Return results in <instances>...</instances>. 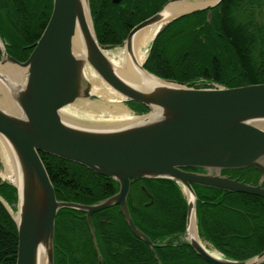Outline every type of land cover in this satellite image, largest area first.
<instances>
[{"label":"water","instance_id":"obj_1","mask_svg":"<svg viewBox=\"0 0 264 264\" xmlns=\"http://www.w3.org/2000/svg\"><path fill=\"white\" fill-rule=\"evenodd\" d=\"M84 1L86 9L80 0L52 1L49 21L24 62L9 56L0 38V87L16 107L14 112H8L0 105V137L6 140L16 157L23 185L20 191L0 176V186L9 183L16 190L17 220L0 197L16 226V264H37L40 246L46 248V264H54L55 219L61 209L85 214L97 261L102 264L91 217L113 206H118L131 234L144 242L158 261L154 250L159 245L135 226L128 210L127 198L134 180H169L180 186L187 205L186 238L192 215L198 235L197 197L193 185L264 198L261 187L264 179V84L197 89L188 83L159 78L143 65L142 72L153 85L142 79L128 83L115 73L104 55L129 43L147 26H160L151 46L168 25L184 16L209 10L210 19V10L223 0L214 3H210L212 0H169L158 12L133 27L117 46L98 43L89 0ZM119 1L113 0L114 3ZM77 26L84 36L87 61L104 84L121 96L122 101L136 102L148 109L147 113L137 116L143 118L139 123L97 128L96 125L69 124L60 116L66 107L94 96L83 75L84 62L72 49ZM4 67L24 71L23 79H13L2 70ZM39 153L110 178L118 184V192L93 205L58 201ZM243 168L259 171L261 181L257 185L246 184L221 173ZM187 243L208 264H254L258 259L261 260L258 264L264 263V251L251 259L234 261L220 254V258H216L188 238Z\"/></svg>","mask_w":264,"mask_h":264},{"label":"trees","instance_id":"obj_2","mask_svg":"<svg viewBox=\"0 0 264 264\" xmlns=\"http://www.w3.org/2000/svg\"><path fill=\"white\" fill-rule=\"evenodd\" d=\"M52 1L0 0V38L9 56L19 62L28 59L49 21ZM165 1L124 0L122 6H114L110 0H90L98 43L120 45L132 27L158 12ZM244 2L223 0L213 10L210 27L204 24V11L174 21L153 41L143 67L159 78L195 88L198 80L228 89L264 84V11ZM192 16L200 19L198 25L176 28ZM126 105L135 115L148 111L136 102ZM39 156L58 201L93 205L118 192V184L110 178L44 153ZM141 182L153 203L146 206L149 200L145 194L131 189L128 210L135 226L159 245L154 250L158 261L148 246L131 234L119 208L113 206L92 218L102 264H208L181 239L187 205L180 186L169 180ZM192 187L197 197L200 238L205 237L225 258L234 261L248 260L264 251V199ZM0 197L13 207L17 201L15 188L4 183ZM235 209L240 210V219L234 216ZM16 255V226L0 202V264H16ZM54 264H101L84 213L72 209L58 212Z\"/></svg>","mask_w":264,"mask_h":264},{"label":"bare ground","instance_id":"obj_3","mask_svg":"<svg viewBox=\"0 0 264 264\" xmlns=\"http://www.w3.org/2000/svg\"><path fill=\"white\" fill-rule=\"evenodd\" d=\"M217 0H212L210 3H214ZM82 6L85 7V1L80 0ZM182 5L184 2H181ZM85 12V11H84ZM86 20L88 21L87 13ZM159 25H150L142 29L135 36H133L129 43L124 44L121 47L104 52L105 57L114 69L115 73L126 82L134 83L137 80H143L153 85V82L149 80L143 72L142 65L148 54L150 43L156 34ZM72 49L76 57L84 62L83 75L91 85L90 92L97 95L100 98L98 103H85L83 101H77V103L68 109H64L60 116L69 124L78 125H96L97 128H118L126 125H135L143 120L135 115H132L128 109L120 105L122 97L112 91L100 77L94 72L87 61V49L84 43V36L80 26H77L76 33L72 43ZM3 71L7 72L13 79H23L22 70H15L12 67H4ZM146 77V78H145ZM22 86L24 84L21 83ZM18 88L15 89L17 91ZM0 92L3 93V97L0 98V105L8 112H14L16 110L13 101L9 99L5 91L0 87ZM109 114L108 119H103L101 114ZM83 114L87 121L80 120L77 116ZM102 122V123H100ZM105 122V123H103ZM91 127V126H87ZM94 127V126H92ZM0 157L5 164V172L2 178H5L15 184L20 191H22V176L21 170L17 163L16 157L12 149L6 140L0 137ZM19 213L16 215L13 213V217L17 220ZM189 241L195 245L201 247L208 254L220 258V255L213 249L207 247L203 243L196 233V222L193 215L190 217V227L187 235ZM264 260V259H263ZM261 260H256L253 263L258 264ZM37 264H46V248L40 246L37 251Z\"/></svg>","mask_w":264,"mask_h":264},{"label":"flooded vegetation","instance_id":"obj_4","mask_svg":"<svg viewBox=\"0 0 264 264\" xmlns=\"http://www.w3.org/2000/svg\"><path fill=\"white\" fill-rule=\"evenodd\" d=\"M167 1H169V0H166L162 5H161V7L167 2ZM124 2V0H120L119 2H117V3H114L113 2V0H110V3L112 4V5H114V6H119V5H123L122 3ZM223 2V1H222ZM221 2V3H222ZM220 3V4H221ZM244 3H246V4H250L251 6H258V7H261V9L264 11V0H246V2H244ZM219 4V5H220ZM89 5H90V0H89ZM218 5V6H219ZM215 8H217V6L215 7ZM215 8H213V9H211L210 10V13H211V16H210V19H208V12H209V10H204V12H205V17H204V24L205 25H208L209 27H210V24L212 23V21H213V10H215ZM161 9V8H160ZM159 9V10H160ZM90 11H91V6H90ZM199 20L200 19H198V18H196L195 16H192V17H190L186 22H184V23H182V24H180V25H177V27L176 28H179V29H182V28H184L185 26H186V29L187 28H191L192 27V25H198V22H199ZM203 23V22H202ZM222 24H223V20H222ZM135 27V26H134ZM205 27V26H204ZM133 28V27H132ZM131 28V29H132ZM175 28V29H176ZM201 29L200 27H197V29ZM131 29H130V31H131ZM129 31V32H130ZM187 171H192V172H200V170H195V169H192V170H187ZM223 175H225V176H227V177H229L230 179H236V180H238L239 182H243V183H246V184H252V185H257L260 181H261V178H262V176H261V173L259 172V171H257V170H255V169H252V168H243V169H235V170H224V172L222 173ZM141 181H143V180H134V181H132L131 182V185H130V191H129V194H130V192H131V189H132V191H134L135 193L137 192V191H139V190H141L144 194H145V196L147 197V199L149 200V203H147L146 204V206H149V205H151L152 203H153V198H152V196L148 193V192H146V190H145V188L143 187V185H142V182ZM3 185V184H2ZM1 185V186H2ZM261 187L262 188H264V179H263V181H261ZM129 194H128V198H129ZM236 194H242V193H236ZM255 197H257V196H255ZM128 198H127V202H128ZM257 198H261V199H264V198H262V197H257ZM127 206H128V203H127ZM225 206V205H224ZM118 207V206H117ZM108 209V208H107ZM106 210V209H105ZM236 211H234L233 212V214H234V216H237L239 219L242 217V215L240 214L241 212H240V210H237V209H235ZM102 211H104V210H102ZM227 211H229V210H227ZM99 212H101V211H99ZM99 212H97V213H99ZM231 212V211H230ZM97 213H95V214H97ZM95 214H93L92 215V217H91V222H92V218H93V216L95 215ZM84 219H85V214H84ZM103 222H105L104 220H102ZM102 222V223H103ZM107 222V221H106ZM55 224H56V219H55ZM252 232H254V230H252ZM237 236L238 237H241V235L240 234H237ZM200 238V237H199ZM184 242H187L186 241V238L183 236L182 238H181ZM200 240L203 242V243H205L206 245H207V247L208 248H210V249H213V250H215L218 254H220V255H222L223 256V254L222 253H220L219 251H217L215 248H214V246H213V244L210 242V241H208L207 239H205V237L204 238H200ZM224 257V256H223ZM262 264H264V263H262Z\"/></svg>","mask_w":264,"mask_h":264},{"label":"rangeland","instance_id":"obj_5","mask_svg":"<svg viewBox=\"0 0 264 264\" xmlns=\"http://www.w3.org/2000/svg\"><path fill=\"white\" fill-rule=\"evenodd\" d=\"M3 97V94H2V92H0V98H2ZM79 101H83V102H85V103H98V102H100V98L97 96V95H94V96H91V97H89L88 99H82V100H79ZM77 103V102H76ZM76 103H74L73 105H75ZM73 105H70V106H68V107H66L65 109H68V108H70L71 106H73ZM120 105H122V107H125L126 109H128L129 111H130V113L132 114V115H135L134 114V112L126 105V103L124 102V101H121V103H120ZM102 116H103V119L105 120V119H108L109 118V114H101ZM136 116V115H135ZM80 120H85V121H87L88 119L87 118H85L84 116H83V114H79L78 116H77ZM4 172H5V164H4V162H3V160L1 159V157H0V176L1 177H3L2 175L4 174ZM5 181H9V180H7V179H5V178H3ZM10 182V181H9ZM12 210V212L13 213H15L16 212V206H14V208L13 209H11ZM187 240V239H186Z\"/></svg>","mask_w":264,"mask_h":264}]
</instances>
